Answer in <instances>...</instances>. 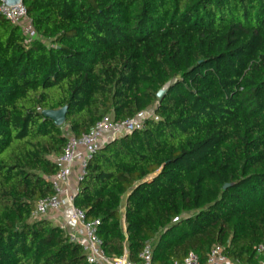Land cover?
I'll list each match as a JSON object with an SVG mask.
<instances>
[{
    "label": "trees",
    "instance_id": "obj_1",
    "mask_svg": "<svg viewBox=\"0 0 264 264\" xmlns=\"http://www.w3.org/2000/svg\"><path fill=\"white\" fill-rule=\"evenodd\" d=\"M0 16V264H88L49 219L67 136L153 117L88 161L74 195L108 258L152 264L264 244V0H22ZM165 90L160 99L157 94ZM67 107L57 127L43 111ZM225 185H230L224 189ZM124 203V218L121 208Z\"/></svg>",
    "mask_w": 264,
    "mask_h": 264
},
{
    "label": "built area",
    "instance_id": "obj_2",
    "mask_svg": "<svg viewBox=\"0 0 264 264\" xmlns=\"http://www.w3.org/2000/svg\"><path fill=\"white\" fill-rule=\"evenodd\" d=\"M0 16L12 26L19 27L24 37L23 46L28 47L36 38L32 29L26 10L22 4L6 6L0 0ZM144 113V112H143ZM125 122H114L110 116H104L92 129L79 137L67 136L66 144L59 156L52 160L59 167L58 172L50 178L53 187V195L41 199L35 203L31 214V220L45 218L49 213H57L62 209L69 210V221L75 224V230L71 231L68 226L58 225L66 234L69 242L81 247L88 264H152V247L147 243L139 255L137 263H130L126 253L120 259L108 258L102 248L97 236L99 220L87 221L85 214L74 207V193L70 189V177L76 171V183L82 181L85 176L86 166L92 156L105 144L115 138L129 135L143 127L142 114ZM257 264H264V244L254 248ZM173 264H244L238 260L231 259L225 254L222 246L214 245L207 253L204 262L193 253L179 262Z\"/></svg>",
    "mask_w": 264,
    "mask_h": 264
},
{
    "label": "crops",
    "instance_id": "obj_3",
    "mask_svg": "<svg viewBox=\"0 0 264 264\" xmlns=\"http://www.w3.org/2000/svg\"><path fill=\"white\" fill-rule=\"evenodd\" d=\"M75 176H76V171L74 170L72 176L70 177V189L74 194L76 193L78 188V184L76 183ZM123 202L125 203V200ZM124 203H123V215L121 211L122 221L124 218ZM46 218L49 219L55 226L66 224L71 231L75 230L74 229L75 224L69 221V210L67 208L62 209L60 212L57 213H49Z\"/></svg>",
    "mask_w": 264,
    "mask_h": 264
},
{
    "label": "water",
    "instance_id": "obj_4",
    "mask_svg": "<svg viewBox=\"0 0 264 264\" xmlns=\"http://www.w3.org/2000/svg\"><path fill=\"white\" fill-rule=\"evenodd\" d=\"M6 6H15L18 4H22V0H1ZM165 90H161L157 94V98L160 99ZM67 113V107L60 108L58 110H48L43 111L42 116L46 119H49L53 122V124L57 127H61L65 123V116ZM230 185H225L224 189L229 187Z\"/></svg>",
    "mask_w": 264,
    "mask_h": 264
},
{
    "label": "rangeland",
    "instance_id": "obj_5",
    "mask_svg": "<svg viewBox=\"0 0 264 264\" xmlns=\"http://www.w3.org/2000/svg\"><path fill=\"white\" fill-rule=\"evenodd\" d=\"M151 117H153V110L151 109V110H148V111H146V112H144L143 114H142V118H151ZM123 203L124 202H122V208H121V211H122V215H123ZM46 218V217H45Z\"/></svg>",
    "mask_w": 264,
    "mask_h": 264
}]
</instances>
